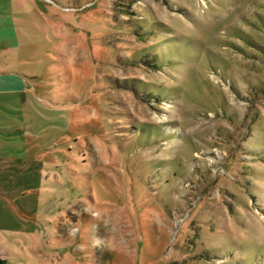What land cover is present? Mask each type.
I'll list each match as a JSON object with an SVG mask.
<instances>
[{
    "label": "rangeland",
    "instance_id": "rangeland-1",
    "mask_svg": "<svg viewBox=\"0 0 264 264\" xmlns=\"http://www.w3.org/2000/svg\"><path fill=\"white\" fill-rule=\"evenodd\" d=\"M0 14V264H264V0Z\"/></svg>",
    "mask_w": 264,
    "mask_h": 264
},
{
    "label": "crops",
    "instance_id": "crops-1",
    "mask_svg": "<svg viewBox=\"0 0 264 264\" xmlns=\"http://www.w3.org/2000/svg\"><path fill=\"white\" fill-rule=\"evenodd\" d=\"M14 27V20L10 14H0V58H5L13 45L17 44ZM15 81L16 78L9 72L0 75V96L15 92L23 93V87L13 85Z\"/></svg>",
    "mask_w": 264,
    "mask_h": 264
}]
</instances>
